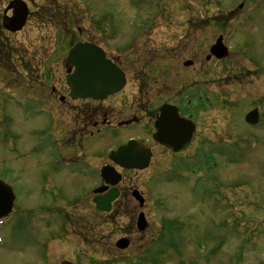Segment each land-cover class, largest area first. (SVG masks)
Returning <instances> with one entry per match:
<instances>
[{
	"label": "rangeland",
	"instance_id": "1",
	"mask_svg": "<svg viewBox=\"0 0 264 264\" xmlns=\"http://www.w3.org/2000/svg\"><path fill=\"white\" fill-rule=\"evenodd\" d=\"M10 1L0 0V177L14 185L19 219L57 207L62 197L71 213L61 220L68 231L50 213L41 222L34 217L32 227L4 226L0 264H264V113L257 126L244 121L254 106L264 110V0H24L30 15L16 33L2 28ZM239 3L258 8L238 32L230 25ZM221 35L229 55L217 61L209 49ZM78 41L99 45L124 70V89L106 102L133 103L123 114L178 101V93L187 100L196 90L210 102L198 111L186 150L172 156L157 148L148 168L125 174L145 197L139 212L149 234L123 253L114 243L127 219L96 213L95 175L46 184L62 147L54 143L58 123L70 119L52 114L51 97H67L65 58ZM45 107L48 113L38 112ZM121 132L123 139L146 133ZM110 140L93 145L106 150L116 142ZM216 141L229 151L208 158L212 171L188 170ZM89 160L95 165V157ZM163 240L167 248L153 262L122 260Z\"/></svg>",
	"mask_w": 264,
	"mask_h": 264
},
{
	"label": "flooded vegetation",
	"instance_id": "2",
	"mask_svg": "<svg viewBox=\"0 0 264 264\" xmlns=\"http://www.w3.org/2000/svg\"><path fill=\"white\" fill-rule=\"evenodd\" d=\"M36 79H38V77H36ZM54 89L55 88L53 87L52 92H54ZM180 94L182 93H178V95L175 97L178 99V101L175 99L174 102H164V103H170L177 106L180 116L191 118V120L195 123V131L193 134V138L194 137L196 138V134H197L196 132L198 129L196 119L193 118V115L190 112L188 113L187 111L185 112L183 111L184 109L186 110V107L182 106L183 104L181 103V101L184 97L182 98L181 96L179 97ZM114 96L108 97L104 100H92L89 98L72 99L69 96L51 97V100L53 101V103H55L54 108L49 106V109L52 112V114L55 111L59 113L64 112L65 114L69 113L70 115L69 114L68 115L70 116V119L68 120L67 125L65 127L62 126L60 122L58 123V128L55 133L56 135L60 134L61 138L60 139L56 138L54 140V143L59 144L62 147L58 154V158L52 167L51 170L52 174L46 179V184H51L53 177L65 179L64 177L66 175L78 173L83 177L93 174L95 175L96 186L102 185L103 181L100 177V168L103 165L112 164V163L108 161V157H107L108 151L105 150L104 143H101L103 145L99 146L98 148H96L95 145H93V143L100 140L105 141L108 138L113 140V142L116 141L114 142L115 144L110 148V149H114L119 144H121L122 142L126 141L129 138L143 137L147 143V146L151 150L152 155L150 160L154 158V153L157 148L162 149L164 153L170 154V150L165 149L162 146L158 145L156 142L152 140L151 137L152 133L154 132L153 123L158 114L159 105L157 106L153 105L151 110H149V112L146 111L145 106L142 107L137 106V108H135L136 111H131L126 114H123L125 109L128 110L132 109L133 103L129 102L124 106L122 103H118V102L116 104L114 102L106 103ZM189 103L190 102H188V105H190ZM53 109H55V111ZM134 118H137V122H134L133 120ZM134 128L141 129L146 133L143 135H139V134L129 135L124 139L120 136L119 137L117 136V134H121L122 136H124L123 135L124 133H122L121 131H129V130H133ZM199 142L202 146L205 143V140H200ZM90 144L93 145V153L91 154V156L90 153H88L87 155L88 147H90ZM90 157L91 158L95 157V163H94L95 165L93 166L91 165V161L89 160ZM112 165L122 175V178L117 185L119 195L117 199L112 202L111 209L108 213L99 211L96 208H94V210L98 215H102V216L112 215L115 218L124 217L127 219V224L125 226L121 225L119 227L120 229L124 230L121 233L122 234L121 237H125L128 240V247L126 249L119 251L123 253L124 251H127L131 249V247H133L137 238L138 240L139 239L144 240L145 238H147L149 233L145 234L146 233L145 231L149 229L147 228L144 231L145 233L144 232L140 233L137 231L135 218L136 215L139 213L140 206L138 202H136V200L132 197L131 194V190L134 189V186L132 185L133 183H130L128 178L125 177V174L127 172L129 171L136 172L138 170H126L118 167L117 165L114 164ZM9 184L11 183L9 182ZM12 188L15 192V188L13 184H12ZM93 196L94 194L91 196L90 201ZM16 200H17V194H16ZM16 200L14 201L12 211L7 216V219L10 220V222L12 223L14 222L13 226L15 228H22L25 227L28 218L26 217L23 220L19 219L20 218L19 212L18 209L15 207ZM58 202L59 203L57 204V207L44 209L43 210L44 212H42L41 215L44 213H47L48 215L49 213L52 215H56L58 216L57 218H60V222L62 220V217L69 216L71 211L66 208L68 204H66L67 205L66 207L63 206L64 203H66L64 197L58 199ZM145 205H146V200L144 198V202L141 208H144L143 206ZM11 219L14 221H11ZM59 229L61 231H66V230L68 231V229L65 228L64 223H62ZM139 247L143 249V245ZM148 247L149 245L144 247V249H147ZM137 254L138 253L127 255V257L126 258L123 257L122 260L123 261H128L132 259L142 260V258L137 257Z\"/></svg>",
	"mask_w": 264,
	"mask_h": 264
},
{
	"label": "water",
	"instance_id": "3",
	"mask_svg": "<svg viewBox=\"0 0 264 264\" xmlns=\"http://www.w3.org/2000/svg\"><path fill=\"white\" fill-rule=\"evenodd\" d=\"M12 8V16L6 19L3 26L10 32L22 29L28 15V8L23 1H12L5 10ZM210 52L217 58L227 55V49L221 43L219 37L216 43L210 48ZM66 62L74 67L72 73L67 74L65 79L70 88V96L73 98L90 97L102 99L119 91L124 86V74L121 69L106 59L104 51L97 45L88 42L75 43L68 52ZM185 62L184 65H189ZM69 71V70H68ZM250 123L257 121V110H253L246 116ZM156 133L153 137L159 143L172 148L174 151L181 149L188 143L193 126L178 117L177 109L170 105H163L159 117L155 123ZM143 145L130 141L109 153V158L124 168L143 169L148 165L149 152L143 149ZM101 176L105 183L115 185L120 175L109 165L101 169ZM107 186L94 190L95 193L103 192ZM116 188H111L103 196H96L93 202L99 209L108 211L110 202L117 196ZM134 196L141 202L142 198L138 192ZM13 193L10 188L0 181V218L6 216L12 206ZM139 229L145 226L142 215L138 218ZM117 245L120 248L127 246L125 239L120 240ZM61 264H71L64 261Z\"/></svg>",
	"mask_w": 264,
	"mask_h": 264
}]
</instances>
